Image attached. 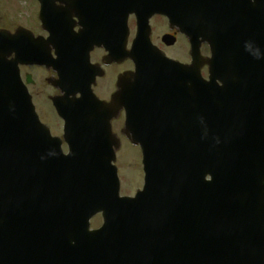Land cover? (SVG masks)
<instances>
[{
  "label": "water",
  "instance_id": "95a60500",
  "mask_svg": "<svg viewBox=\"0 0 264 264\" xmlns=\"http://www.w3.org/2000/svg\"><path fill=\"white\" fill-rule=\"evenodd\" d=\"M201 7L202 23L188 26L190 66L153 47L137 62L129 138L146 177L135 198L120 197L103 141L57 151L18 73L0 69V264H264L260 184L248 179L257 164H232L252 160L243 128L264 97V0H234L214 22L213 8ZM205 42L211 59L200 54ZM169 106L180 110L168 116ZM93 130L84 136L99 137ZM98 213L105 224L90 231Z\"/></svg>",
  "mask_w": 264,
  "mask_h": 264
},
{
  "label": "flooded vegetation",
  "instance_id": "af4514ba",
  "mask_svg": "<svg viewBox=\"0 0 264 264\" xmlns=\"http://www.w3.org/2000/svg\"><path fill=\"white\" fill-rule=\"evenodd\" d=\"M162 1L167 13H153L147 19L151 13L148 9L144 20L139 0H125L126 50H131L136 37L150 31L157 48L185 62L188 41L171 20L181 18L186 0H153V4ZM123 4L124 0H0V36L7 40L0 38V54L19 71L40 120L61 140L65 153L70 147L64 138V110L76 117L79 125L92 117L105 120L114 112L110 125L123 147V94L130 91L129 86L124 87L123 77H133L136 70L132 60L123 59ZM139 18L143 33L139 31ZM165 37L173 40L166 44ZM60 60L66 62L65 82ZM113 97L120 102L116 101L112 109Z\"/></svg>",
  "mask_w": 264,
  "mask_h": 264
},
{
  "label": "rangeland",
  "instance_id": "374dc122",
  "mask_svg": "<svg viewBox=\"0 0 264 264\" xmlns=\"http://www.w3.org/2000/svg\"><path fill=\"white\" fill-rule=\"evenodd\" d=\"M170 54L173 55V52L171 51ZM202 54L203 56H209V50L206 46H203ZM203 73L207 79V71L204 70ZM124 146L117 159L121 181V195L133 196L144 184L142 154L136 147L127 144H124ZM101 224L102 218L98 215L91 221V228H98Z\"/></svg>",
  "mask_w": 264,
  "mask_h": 264
}]
</instances>
